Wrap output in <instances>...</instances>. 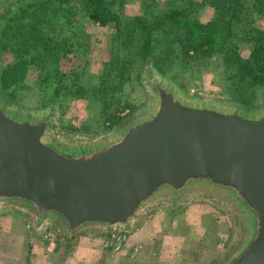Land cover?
I'll list each match as a JSON object with an SVG mask.
<instances>
[{
	"label": "rangeland",
	"instance_id": "obj_1",
	"mask_svg": "<svg viewBox=\"0 0 264 264\" xmlns=\"http://www.w3.org/2000/svg\"><path fill=\"white\" fill-rule=\"evenodd\" d=\"M35 1L43 0H12L0 14V29L7 19L16 15L20 16L16 24L21 21V34H24L20 43L6 41V48L0 50V103L21 116L39 117L53 112L48 139L62 147L113 139L127 124L144 116L153 103L147 87L149 73L172 85L182 99L192 103L236 110L248 116H257L263 110L264 86L249 87L241 95V73L227 60L225 49H220L224 44L217 43V36L207 46V52L189 50L186 57L183 53L193 30L188 29L186 34L184 28L175 38L174 23L164 24L167 27L151 35L144 28L157 25L159 18L177 5L188 7L187 19L205 23L215 15L213 0H108L115 19L105 25L89 19L86 0L41 8L35 6ZM238 16L236 30L241 24L243 28L237 31L233 41L237 52L247 58L254 45L249 39L251 31L264 30V15L249 0L242 10V22L241 10ZM51 34L66 39L69 51L50 68L39 69L30 58L38 53L36 41L48 39ZM148 37L154 46L152 58L144 54ZM5 39L1 38L0 44ZM171 40L174 43L170 46ZM38 44L42 48L40 41ZM56 65L64 77L55 95L58 84L53 69ZM4 210L0 216L20 215L22 228L27 233L37 228L30 224L32 221L25 211ZM158 222L171 224L172 229L161 232L165 247L173 245L168 242L170 235L181 234L184 238L172 252V261L164 264H218L242 235L236 213L222 199L207 192L193 193L175 207L160 202L141 215L137 227L141 225L147 233H155ZM51 237L55 240L54 235ZM126 238L127 231L122 229L98 235L108 252L134 255L133 251L132 254L126 251ZM26 246L22 244L23 254L27 252Z\"/></svg>",
	"mask_w": 264,
	"mask_h": 264
},
{
	"label": "water",
	"instance_id": "obj_2",
	"mask_svg": "<svg viewBox=\"0 0 264 264\" xmlns=\"http://www.w3.org/2000/svg\"><path fill=\"white\" fill-rule=\"evenodd\" d=\"M12 0H0V14ZM153 103L113 139L65 148L48 139L54 117L0 103V208L53 224L67 241L128 231L160 202L193 193L222 199L242 235L218 264H264V105L257 116L182 99L147 75Z\"/></svg>",
	"mask_w": 264,
	"mask_h": 264
},
{
	"label": "trees",
	"instance_id": "obj_3",
	"mask_svg": "<svg viewBox=\"0 0 264 264\" xmlns=\"http://www.w3.org/2000/svg\"><path fill=\"white\" fill-rule=\"evenodd\" d=\"M249 0H213L215 15L212 20L205 23L199 22L198 19L192 18L193 20L187 19L189 16V9L186 6L177 5L174 6L170 11L165 13L157 21V25L152 26L147 25L146 28L148 35L159 30L160 28H165L169 26V23H174L172 28L176 29V34L174 37H178L177 34L186 28V34L188 31H192L190 39L186 42V51L183 55H187V51L193 50L195 53L207 52L208 45L213 41V37L217 36L219 40L217 43L224 44L220 49H225V56L227 60L234 65L240 71L241 83L239 87L241 89V95L247 93L249 87H260L264 86V30H252V36L249 39L253 40V47L247 58H243L237 52V45L233 39L237 36V31H242L243 24L241 28L236 30L238 25L239 16L241 10V22L243 19L242 10L244 8L245 2ZM68 4L70 0H43L35 1V6L41 8L42 6H53L56 3ZM251 6L257 9L260 13L264 15V0H250ZM86 15L89 19L98 25H105L115 19V14L110 7V2L108 0H86L85 2ZM19 17L13 16L7 19L5 25L0 29V37L6 38L5 41L0 44V50L6 48V41H15L20 43L21 34V21L16 24ZM166 24L167 26H164ZM169 29V31L172 30ZM189 29V30H188ZM30 37L29 33H27ZM181 36V34H180ZM0 38V39H1ZM59 37H53L52 34L48 39L41 38L36 41L38 53L34 54L30 58V62L36 63L39 69H44L46 67L50 68L52 64H55L61 55L68 53L69 43L67 40H62ZM31 39V38H30ZM36 39V38H35ZM46 41H43L45 40ZM178 40V39H177ZM34 40L32 39V42ZM41 42V47L39 49L38 42ZM49 41V42H48ZM174 43L173 40L170 41V46ZM14 46L21 47L19 44H13ZM144 54L146 57L152 58L153 45L152 38L148 37L146 45L144 46ZM40 51V52H39ZM171 52V50H169ZM61 52V53H60ZM60 53V54H59ZM188 57V55L186 56ZM22 64V63H21ZM158 68V66H157ZM53 73L56 75V80L58 88L55 89L54 94L58 93L60 83L63 84L64 72H62L59 67L54 66ZM107 77V72L103 77ZM102 80V78H100Z\"/></svg>",
	"mask_w": 264,
	"mask_h": 264
},
{
	"label": "crops",
	"instance_id": "obj_4",
	"mask_svg": "<svg viewBox=\"0 0 264 264\" xmlns=\"http://www.w3.org/2000/svg\"><path fill=\"white\" fill-rule=\"evenodd\" d=\"M4 209L6 208H0V211H5ZM14 215L0 216V264H164V261H172L171 254L177 250V243L184 241L181 234H173L169 236V240L165 238L173 245L165 247V244L161 243L163 235L161 232L170 230L171 224L158 222V229H154L156 232L147 233L141 225L137 227L140 217L127 231L126 251L128 253L133 251L134 255L126 256L124 253L120 255L105 250L98 240L101 232L86 233L70 242L64 238L59 227L53 224H44L34 230L32 228L27 233L22 228L21 216ZM148 222L152 221L148 220ZM30 224L34 226L33 223ZM51 234L54 235L55 240L52 239ZM56 234L59 235V239L56 238ZM23 243L27 244L25 254L22 253ZM182 248L184 249L181 246L180 249Z\"/></svg>",
	"mask_w": 264,
	"mask_h": 264
}]
</instances>
